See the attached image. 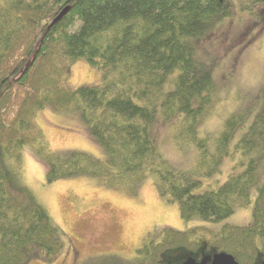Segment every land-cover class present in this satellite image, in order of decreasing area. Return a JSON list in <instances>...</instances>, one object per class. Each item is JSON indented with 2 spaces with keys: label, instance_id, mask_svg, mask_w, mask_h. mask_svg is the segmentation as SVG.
<instances>
[{
  "label": "trees",
  "instance_id": "1",
  "mask_svg": "<svg viewBox=\"0 0 264 264\" xmlns=\"http://www.w3.org/2000/svg\"><path fill=\"white\" fill-rule=\"evenodd\" d=\"M238 12L264 22V0H0V264H28L39 249L52 263L63 249L64 233L26 184V149L47 165V183L90 176L135 196L151 180L184 221L218 224L238 208L252 212L243 226L165 227L131 259L107 254L87 264H183L218 253L264 263V103L250 123V107L228 113L214 142L200 133L220 100L216 65L200 47ZM81 61L101 83L73 92L63 75ZM47 104L79 110L103 160L51 151L36 120ZM158 113L175 125V138L197 149L193 169L176 168L155 146ZM227 158L234 161L228 179L199 192Z\"/></svg>",
  "mask_w": 264,
  "mask_h": 264
},
{
  "label": "rangeland",
  "instance_id": "2",
  "mask_svg": "<svg viewBox=\"0 0 264 264\" xmlns=\"http://www.w3.org/2000/svg\"><path fill=\"white\" fill-rule=\"evenodd\" d=\"M262 10V7L257 8V11ZM234 15L219 25L200 47L202 59L216 65L214 79L220 99L214 113L201 123V135L208 136L211 142L218 137L228 113L250 107L247 119L250 123L264 103V22L261 15L251 16L248 12ZM63 76L65 86L73 92L82 86L101 83V73L84 61L72 65L70 72ZM53 107L47 104L36 119L51 151L64 156L77 150L103 160L104 148L90 137L81 112L75 108L57 110ZM162 117L160 114V123L152 134L155 146L176 168L193 169L198 162L197 149L175 138V125L161 121ZM179 142L180 145H176ZM24 152L26 184L64 233L63 249L54 262H47L46 251L39 249L28 264H87L92 258L107 254L131 259L144 240H159L160 231L165 227L220 229L223 224L243 226L252 221V212L246 208H238L218 224L198 217L184 221L179 204L162 200L151 180L139 185L135 196L110 188L99 178L90 176L47 183V165L31 149ZM233 165L234 161L225 159L221 173L203 180L198 191L220 187L228 179Z\"/></svg>",
  "mask_w": 264,
  "mask_h": 264
},
{
  "label": "water",
  "instance_id": "3",
  "mask_svg": "<svg viewBox=\"0 0 264 264\" xmlns=\"http://www.w3.org/2000/svg\"><path fill=\"white\" fill-rule=\"evenodd\" d=\"M67 8L56 18L55 22L60 20L61 17L67 12ZM183 264H240L233 255L228 253H218L212 257H206L197 261L196 259L190 258L185 260ZM264 264V263H263Z\"/></svg>",
  "mask_w": 264,
  "mask_h": 264
}]
</instances>
